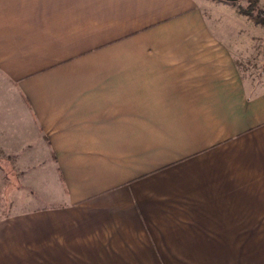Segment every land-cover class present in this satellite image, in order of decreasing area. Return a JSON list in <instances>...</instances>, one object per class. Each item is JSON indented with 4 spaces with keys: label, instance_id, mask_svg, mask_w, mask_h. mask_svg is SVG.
Instances as JSON below:
<instances>
[{
    "label": "crops",
    "instance_id": "0c3cea01",
    "mask_svg": "<svg viewBox=\"0 0 264 264\" xmlns=\"http://www.w3.org/2000/svg\"><path fill=\"white\" fill-rule=\"evenodd\" d=\"M210 3L0 0V264H264L261 27Z\"/></svg>",
    "mask_w": 264,
    "mask_h": 264
},
{
    "label": "rangeland",
    "instance_id": "374dc122",
    "mask_svg": "<svg viewBox=\"0 0 264 264\" xmlns=\"http://www.w3.org/2000/svg\"><path fill=\"white\" fill-rule=\"evenodd\" d=\"M215 1L225 2L223 0H210L213 8V16L218 13L222 19H227L229 22L234 21L236 28L239 32L245 35L252 34L251 23L256 24L253 17L242 13L239 7H247L250 2H255V7L264 10V0H235L227 1L226 6L213 4ZM211 7V6H210ZM216 7V8H215ZM224 7V8H223ZM219 8V9H217ZM257 12V10L255 11ZM242 19V20H241ZM242 21V22H241ZM261 46L264 44V27L260 25ZM244 71L249 75L248 71L251 70L247 64H244ZM14 154H4L0 151V218L6 215L10 209L13 198V190L15 188V181L19 180V170L16 168V160ZM18 187V186H17Z\"/></svg>",
    "mask_w": 264,
    "mask_h": 264
},
{
    "label": "trees",
    "instance_id": "16d2710c",
    "mask_svg": "<svg viewBox=\"0 0 264 264\" xmlns=\"http://www.w3.org/2000/svg\"><path fill=\"white\" fill-rule=\"evenodd\" d=\"M226 1H232L235 0H226ZM240 11L250 17H253L256 24H259L264 27V10L257 9L255 7V2H250V5L247 7H239ZM257 10V12H255Z\"/></svg>",
    "mask_w": 264,
    "mask_h": 264
}]
</instances>
